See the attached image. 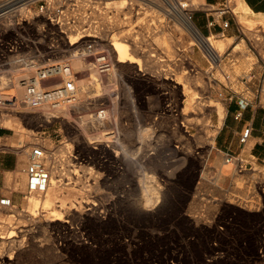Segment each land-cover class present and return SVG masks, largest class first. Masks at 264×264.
I'll return each mask as SVG.
<instances>
[{"label": "rangeland", "instance_id": "obj_1", "mask_svg": "<svg viewBox=\"0 0 264 264\" xmlns=\"http://www.w3.org/2000/svg\"><path fill=\"white\" fill-rule=\"evenodd\" d=\"M14 1L11 25L0 20V65L10 59L11 43V65L1 66L0 76L17 74L32 58L66 57L76 65L71 36L90 29L99 35L82 38L78 43L91 42L77 51L99 44L114 68L102 77L87 71L77 105L61 114L0 110L6 131L0 160L15 165L0 171V198L11 199L0 205V253L11 245V264H264V162L251 156V142L239 155L251 169L226 164L224 157L215 161L214 147L205 142L215 136L220 115L215 107L190 109L185 100L194 92L226 109L230 96L254 98L258 86L264 104V14L229 0L224 34L219 27L202 34L196 19L218 6L199 0L201 7L190 10L188 1L171 0L187 4L201 35L226 40L214 61L165 0ZM22 6L27 11L20 12ZM91 8L112 10L108 16L119 24L90 27L99 22ZM104 33L109 41L134 36L142 71L136 64L116 67ZM182 74L201 80L185 95L177 83ZM32 144L43 145L46 167L57 164L67 178L56 189L49 186L48 206L26 200L38 193L27 191L22 171ZM57 212L60 219L52 220Z\"/></svg>", "mask_w": 264, "mask_h": 264}, {"label": "built area", "instance_id": "obj_2", "mask_svg": "<svg viewBox=\"0 0 264 264\" xmlns=\"http://www.w3.org/2000/svg\"><path fill=\"white\" fill-rule=\"evenodd\" d=\"M15 3L17 1L0 0V20H3L1 21V26L7 27V25H11V6ZM229 3V0H223L217 5V9L202 11L206 16L205 24L207 29L219 27L221 33L224 34V31L229 27V19L225 18L231 13ZM210 6L213 7V5ZM22 7L26 8V6ZM22 7H18V9L20 10ZM6 48L10 53V59H7L0 67L11 65L10 42H8ZM95 64L99 72H107L109 62L103 51H98ZM73 66L72 60L66 57L32 58L29 61L23 62L22 67L17 70L19 72L15 75L14 72L11 75V71L6 74L2 72L0 76V110L53 114L61 108L73 104L77 99V82L76 75L73 72ZM255 91V96L251 99L236 94L230 96L229 99H238L244 106L250 103L262 104L260 100L261 88L257 86ZM97 114L100 115V111ZM236 115L239 116L240 113ZM249 131L250 127H247L242 133L240 138L242 143H246ZM44 156V148L40 144H32L30 146L27 163L23 169L26 175L28 192H42L49 184L50 173L43 161ZM223 157L224 163L226 164L237 163L236 168L238 169H241L242 166L245 169V164L249 162L243 161V159L239 158V155L229 153L224 154ZM0 205H11V199L1 197ZM0 264H11V245L9 247V253H0Z\"/></svg>", "mask_w": 264, "mask_h": 264}, {"label": "bare ground", "instance_id": "obj_3", "mask_svg": "<svg viewBox=\"0 0 264 264\" xmlns=\"http://www.w3.org/2000/svg\"><path fill=\"white\" fill-rule=\"evenodd\" d=\"M166 2H168L170 5L166 4L167 6H170V9L172 8L171 11H174L175 15H179L178 18L181 17V19L183 20L185 26L195 35V37L198 39V41L201 43V45L204 46V48L207 49V51L209 52V54L211 55V59L214 60V61H217L219 60L220 58V52L222 50V48L225 46V41L224 40H217V41H211L210 38H207V37H204L203 35H201L199 33V31L196 29L193 21H191V17L188 15H186V9L190 7L192 8H196V7H201V6H198V4H200V2L198 3L199 0H186V2L188 1V5L189 7H185L186 5H183L184 6H177L175 5L173 2L172 4L170 3L171 0H165ZM84 2V1H83ZM123 2V0H122ZM159 3V2H158ZM163 3V2H162ZM120 4V3H119ZM122 4V3H121ZM181 4V5H182ZM82 6V5H81ZM120 6V5H119ZM84 8V7H83ZM186 8V9H185ZM114 9V8H113ZM242 9L244 10H248L249 8H247L246 6H243ZM188 10V9H187ZM191 10V9H190ZM189 10V11H190ZM193 10V9H192ZM196 10V9H195ZM25 12L27 11L26 8H20V12ZM112 10H108V9H101V10H97L96 8H91V13H93V16L94 17H98V24L93 26V24L91 23L92 21H90V27H95V28H98L100 26H105L107 27V30H109L110 28H112L113 26H117L119 24V21L118 19L115 17V16H108L109 13H111ZM249 11V10H248ZM113 12V11H112ZM121 12V10L119 11ZM124 12V11H123ZM118 13V12H117ZM122 14V13H121ZM246 15V14H245ZM81 21L83 23L86 22V18L83 19V17L81 16ZM259 18V17H258ZM174 19V18H173ZM244 21V20H243ZM248 24H250V20H246V22H248ZM89 22V20H88ZM245 22V21H244ZM245 22V23H246ZM256 22V20H255ZM252 23V22H251ZM63 25H61V28H62ZM147 26V25H145ZM176 27V26H175ZM103 28V27H102ZM126 28V27H125ZM145 28V27H144ZM143 28V29H144ZM186 28V29H187ZM74 29V28H72ZM76 30L78 28H75ZM102 30V29H101ZM130 30V29H128ZM97 30H86L85 33L82 34V31H76L74 33H77V34H74V36H71V40H70V45H74V44H77L76 46H74L73 48H71L72 50H74V56L77 58L78 60V63L73 66V72L74 74L76 75V82H77V99L76 101L71 104V105H68V106H65L63 108H61L60 110H58L57 112L53 113V114H50V113H46V114H49L51 116H53L54 114H61L62 111H65V109H68L70 107H73L75 105H77L78 101H79V89L80 87L83 86V84L87 83L86 80L89 79L90 77H88L87 75V71H90L92 74L94 75H98V76H103L105 73H101L99 72L96 64H95V58L98 54V47L100 46L99 44H92L93 46L86 50V51H77L78 49H80L81 47H83L87 42H91V41H81L80 43H78L82 38H86V37H91V39L93 37H97L99 34H96ZM119 32V31H118ZM129 34V32H128ZM101 36H103L105 39H107V33H104L102 34ZM118 36V35H117ZM134 37V36H133ZM132 36L130 35H120L119 38H115V39H110V41L107 39V47H108V54L113 62V64L116 66V67H119L120 65H128V66H132V68L135 69V66L133 67V64H136V70H139L140 67H139V63H140V60L141 58L138 57L139 55L140 56H143L141 55V46L140 44L135 40V38H133ZM194 38V37H193ZM152 39V38H151ZM158 41H160L159 39H157ZM193 40H196V39H193ZM156 41V40H155ZM161 43V42H160ZM171 43V42H170ZM191 43V42H190ZM158 44V43H156ZM173 44V43H172ZM175 44V43H174ZM180 46V45H179ZM173 47V46H172ZM171 47V48H172ZM177 48V47H176ZM101 51H103L105 54H106V58L109 62V68L107 70V72H111L113 71V66L111 64V61L107 55V50L105 47L102 46L101 48ZM144 51V50H143ZM178 52V50H176ZM206 51V52H207ZM146 52V51H145ZM205 52V51H204ZM181 53V52H180ZM144 57V56H143ZM184 58V57H183ZM209 58V57H208ZM210 59V60H211ZM191 60V59H190ZM213 61V62H214ZM77 62V61H76ZM146 64H149V67H152L155 65V61H152L149 59V57H147L146 59ZM148 66V65H147ZM122 70V69H121ZM139 71H142L139 70ZM185 72V71H184ZM188 72V71H187ZM189 74V73H188ZM160 76V74H159ZM183 77V80H180L178 81L177 83L181 85V89H182V93L185 95V94H189L191 91L189 90L192 86H194L193 88V91L195 89V84H196V81H201L200 78H195L193 79H189L185 74H182L181 75ZM164 77V76H163ZM181 77V78H182ZM153 78V77H152ZM175 80V79H174ZM192 83V84H191ZM203 83V82H201ZM177 87V86H176ZM204 87V86H203ZM197 88V87H196ZM190 91V92H189ZM198 91V90H197ZM199 93V91L197 92ZM188 96V99H185V100H188V106L190 107V109L192 108H196L197 107V110L198 109H201V108H204L205 106L206 107H215L220 115V119L222 120V118L224 117V110L222 108V106H220L218 103L214 102L212 100H204L202 98H199L197 96H195V93L192 92ZM185 98V97H184ZM214 100V99H213ZM218 102V101H217ZM187 103V102H185ZM186 105V104H185ZM195 106V107H194ZM187 107V106H186ZM189 109V108H188ZM184 110V109H183ZM204 111V110H203ZM189 112V111H188ZM193 112V111H192ZM202 112V111H201ZM44 113V112H43ZM204 115V114H203ZM203 117V116H202ZM197 118V117H196ZM186 119V118H185ZM189 119V118H188ZM192 119V118H191ZM199 119V118H198ZM194 120V119H193ZM220 120V122H221ZM196 122V121H195ZM199 122V121H197ZM196 122V124H197ZM195 124V123H194ZM201 129V128H200ZM210 137V136H209ZM202 138V137H201ZM212 140H213V137H210L206 140L205 142V146L207 147L208 150H210L211 148H213L212 146ZM167 142V141H166ZM138 143V142H137ZM41 145V144H40ZM18 146V145H17ZM22 144H20L18 147H15L17 149L20 150V148H22ZM26 146V145H25ZM43 148L44 146L41 145ZM167 146V145H166ZM12 148V147H11ZM26 148V147H25ZM15 149V148H14ZM13 149V150H14ZM169 149V148H168ZM172 149V148H171ZM25 151V149H24ZM44 152H45V148H44ZM57 157H61L62 156V153L64 152V147H61L59 149H57ZM164 152V151H163ZM167 152V151H166ZM47 153V152H46ZM49 154V153H48ZM50 155V154H49ZM49 155H48V158H49ZM160 155V154H159ZM158 155V156H159ZM28 156V154H27ZM138 158V157H137ZM44 159H45V156H44ZM43 159V161H44ZM53 159L52 156L50 158V160ZM67 161V160H66ZM153 161V160H152ZM52 162V161H51ZM206 162V159L203 158V163L205 164ZM53 163H56L55 161ZM62 163V162H61ZM237 163H235V166H236ZM49 165V164H48ZM58 167L60 166H57V164H54V166L52 167H48L49 168V173H50V180H49V184L47 186V188L42 191V192H38L37 194H32L30 196H26V200L28 201V203H30L29 205H31V207H35L37 205H39L40 203H43L45 204L46 206H48L50 203H51V195L49 193V186H52L54 187V189H56V187H59L61 184L64 183V179H67L66 176L64 175V173L61 171V169H59ZM132 169V168H131ZM144 169V168H143ZM23 171V169H22ZM240 171V170H239ZM142 173V171H141ZM151 180V179H150ZM72 181V180H71ZM147 181V180H145ZM149 182V183H148ZM148 184H150L151 182L148 180ZM155 183H153L154 185ZM156 187V186H155ZM52 204V203H51ZM9 206V205H8ZM61 206V205H60ZM63 206V205H62ZM59 207V206H58ZM33 209V208H32ZM7 210V209H6ZM10 211V210H9ZM65 211V209L63 210ZM67 212V211H66ZM62 214V213H61ZM60 214L59 212H57L56 214H54V218H52V220H58L60 219ZM10 218V217H8ZM7 218V219H8ZM7 223V222H6ZM3 225V224H2ZM4 227H8V226H5ZM4 230V229H3ZM5 234V233H4ZM2 234V235H4ZM11 236V235H8V237ZM13 239V238H12ZM2 240V239H1ZM14 240H17V239H14ZM6 241V240H4ZM3 242V241H1ZM14 244V243H13ZM16 244V243H15ZM1 245V243H0ZM19 245V244H18ZM17 250V249H16Z\"/></svg>", "mask_w": 264, "mask_h": 264}, {"label": "crops", "instance_id": "obj_4", "mask_svg": "<svg viewBox=\"0 0 264 264\" xmlns=\"http://www.w3.org/2000/svg\"><path fill=\"white\" fill-rule=\"evenodd\" d=\"M209 5H219L223 0H205ZM241 8L246 6L254 15L264 14V0H240ZM239 16V15H238ZM206 18V16L204 15ZM203 20L196 19V25L201 29L202 33L207 34L212 29H207ZM217 31V28H213ZM226 109L224 117L220 122V126L216 129L215 136L212 140L214 147V160H219L224 154L241 155L248 142H251L249 152L256 160L264 162V104L250 103L247 106L242 105L238 99H228L226 101ZM240 113L239 116L236 114ZM250 127L246 143H242L240 138L242 133ZM6 134V131L0 129V138ZM9 159L0 160V171L14 168L12 163L8 166ZM252 163L245 164V170L251 169ZM223 170V168H222ZM222 172L220 171V174ZM232 174L233 171H230Z\"/></svg>", "mask_w": 264, "mask_h": 264}]
</instances>
